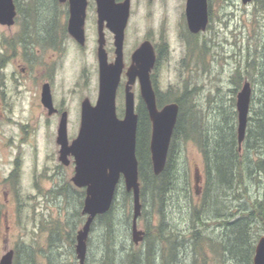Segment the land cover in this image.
<instances>
[{"label": "rangeland", "instance_id": "obj_1", "mask_svg": "<svg viewBox=\"0 0 264 264\" xmlns=\"http://www.w3.org/2000/svg\"><path fill=\"white\" fill-rule=\"evenodd\" d=\"M18 1L21 16L28 15L26 10L29 6L24 5L22 2L25 0ZM185 2L186 0H162L148 9L141 0H137L138 10L133 22L138 28L139 36L142 37L153 30L157 34L164 33L169 40L170 53L156 69L157 91L167 98L182 95L186 87L192 90L189 93L192 96V103L203 109L202 114L210 115L207 122L212 126L214 124L213 117H211L212 113L208 112L211 97L215 98L216 96L220 101L226 103H230V100L234 98L236 105L237 93L240 90L236 88L237 70L239 68L244 69V66L249 64L252 67L254 61L258 63L260 61L261 53L264 50V5H262L261 0H252L248 4H244L242 0H208L209 24L198 39L200 46L205 47L202 57H199V52H197L194 57L189 56L188 60L183 61L185 46L181 41L180 34L186 32L187 23L186 19L179 16V9L185 8ZM43 13L50 14L47 10ZM33 20H37L38 23L27 24L31 32L38 31L39 28H46L43 27L47 24L46 21H43L46 20L43 17L38 18L36 16ZM20 32V27L12 30L0 27V39H3L6 34H9L10 38V36H16ZM40 47L36 42L35 48ZM20 61L21 57H19L18 62ZM59 74L60 78L56 83L57 96L65 100L67 105L73 108V111L81 95L88 96L95 102L96 86H94V81L89 79L86 74H84L83 80L81 79L83 72L78 62L64 70L61 68ZM84 80L89 83L86 84ZM246 80L252 82L250 73L245 74L244 72L241 84H244ZM235 88L236 91L234 92ZM255 88L253 86L254 91ZM3 91L7 96L8 93H12L14 96L20 97L28 96L31 93L23 91L22 83L14 81L11 86L6 80L0 79V95ZM257 91L258 89H256V93ZM120 103L122 101H119L118 107ZM136 104L139 105L138 100ZM9 117L10 119L5 118V116L0 118V174H7L10 170L11 165L7 166L5 163L11 162L12 155L17 150L11 146L12 143L9 144L10 140L15 142L20 136L16 121L18 119L27 120L24 117H17L15 114ZM79 125V118L73 112L70 117L71 127L68 132L70 141L76 137ZM52 138L55 137L47 132L45 148H39V160L42 159L41 168L45 170L43 175H47L48 180L43 181L45 176H38L36 179L29 173L24 174L25 171L23 172L22 169L19 184L16 186L18 192L14 194L11 191L8 194L10 199L8 205H6L2 190L5 189L9 192L12 186L0 182V210L5 209L9 212L10 225L7 243L2 242L0 244V257L10 248L16 250L17 248L23 249L22 244L34 245L37 253L39 252V261L45 263L46 261L41 254L43 250L44 256L47 253L45 250L48 246L47 239L50 234L49 222L51 218L57 216L58 219L60 217L64 223L62 226L66 231H69L74 224L72 222L68 224L67 219L76 211L78 192H83L85 188H79L73 183V163L71 162V165L66 166L58 160L60 145L58 146ZM30 140L34 141V138L31 137ZM26 148L27 145H25ZM172 160L174 184L167 195V205L163 210L164 219L175 230V233L181 237L180 240L184 238L190 240L193 224L191 223L189 208L201 201V189L205 179V163L197 142L192 139H185L182 136L177 138ZM57 170H59V176L53 178V174ZM197 170L201 175L199 187L195 184ZM259 179L264 184V173L259 175ZM120 184L117 193L118 202L114 210L116 220L114 232L108 235L104 227L100 225L93 227L88 239L87 258H89V264H97L100 258H107L106 256H109L107 249H109L111 258H114L115 250L117 254L115 258H123L122 254L125 250L144 247L143 240L138 244L133 241V196L131 193L127 199L122 193L126 190L125 184L124 182ZM261 192L263 190H260L257 184H253L250 194L255 197ZM141 202L142 214L138 219V228L146 232L149 223L152 222L153 225H157L163 214L157 210H152L150 198L148 201L143 202L141 200ZM83 216V221L78 223V230L82 228L86 220V215L83 214ZM127 217L129 221H127ZM4 229H1V231ZM200 229L205 230L210 235L218 236L221 234L217 224L212 222L209 223V226H200ZM256 230L259 231L258 242L260 237L264 235V229L256 228ZM61 238L63 239L59 247L54 248V254L58 258L56 264H79L75 251L76 242L73 245L64 237ZM117 250H119L118 253ZM198 257L197 264H204L202 255ZM186 258L184 260V262L187 261L185 264H191L188 255H186ZM209 258H221V256L211 254ZM222 264L239 263L230 259Z\"/></svg>", "mask_w": 264, "mask_h": 264}, {"label": "trees", "instance_id": "obj_2", "mask_svg": "<svg viewBox=\"0 0 264 264\" xmlns=\"http://www.w3.org/2000/svg\"><path fill=\"white\" fill-rule=\"evenodd\" d=\"M261 1L264 5V0ZM27 9L28 15L42 14L36 10L30 11V7ZM37 20L30 19L27 24L38 23ZM43 21L50 23L51 20ZM49 30L48 27L44 29L45 33ZM28 36L26 34V37ZM30 36L34 37L33 34ZM35 37L40 38L38 35ZM193 43L191 48L196 50H190L191 54L195 55L199 52V57H202L205 47H201L198 40ZM244 72L250 73L252 82L248 81L256 88L255 91L253 90L248 126L242 146L239 144L238 113L234 98L230 103H226L216 96L211 97L210 104V100L208 101V112L212 113L214 124L210 126L207 122L210 115L202 114L203 109L192 103V96L189 94L192 90L186 87L182 95L167 98L157 91V101L160 106L171 101L178 102L180 113L166 167L161 174L156 175L150 152L152 124L145 108L139 118L136 153L139 161L141 200L145 202L150 198L152 210L163 214L167 205V195L174 184L172 159L177 138L182 136L196 141L203 155L205 179L201 189V201L189 208L193 224L190 240L185 238L180 240L181 237L166 222L163 214L157 225L149 223L144 234V247L125 250L122 254L123 258H115L116 250L114 258H111L107 249L109 256L100 258L97 264H185L186 255L188 260L191 259V264H197L199 255H202L204 264H222L230 259L239 264H253L259 233L256 228L264 229V184L259 179V175L264 173V50L259 63L254 61L252 67L249 64L244 66V69L237 70V80H235L237 89L243 86L241 80ZM256 89H258L257 93ZM122 182L121 180L120 183ZM253 184H257L259 189L263 190L255 197L250 194ZM84 191L78 192L76 211L67 219L68 224L74 223L69 231L62 226L64 223L60 217L51 218L48 246L45 250L47 253L44 256L43 250L41 254L46 262L39 261V252L37 253L34 245L22 244L23 249L15 250L14 264H56L58 258L54 254V248L59 247L63 239L61 237L75 245L78 223L84 218L82 213ZM117 193L112 208L107 213L97 216L92 229L100 225L107 230L108 235L114 232ZM122 193L127 199L131 194L126 190ZM127 221H129L128 217ZM211 222L217 224L221 231L220 235H210L200 229V226H209ZM211 254L221 258H209ZM88 259L85 264H89Z\"/></svg>", "mask_w": 264, "mask_h": 264}, {"label": "water", "instance_id": "obj_3", "mask_svg": "<svg viewBox=\"0 0 264 264\" xmlns=\"http://www.w3.org/2000/svg\"><path fill=\"white\" fill-rule=\"evenodd\" d=\"M64 1V0H61ZM252 0H242L244 4ZM101 20L108 19L109 27L115 32V43L119 56L117 64L106 63V53L100 50L101 74L99 96L95 104L89 98L82 102L80 129L77 137L69 143L67 134V114L61 121L58 143L61 145L60 159L68 163L69 155L75 159L73 183L85 188L82 213L86 220L76 236V255L79 264H85L88 253V239L92 225L98 215L107 213L113 206L121 180L133 196L132 238L135 244L144 239L145 232L138 228L142 214L141 183L139 161L136 153L138 113L131 85L136 76L140 77L141 95L147 107L152 124L150 152L153 171L161 174L167 164L173 133L180 113L178 102L158 106L156 91L151 80V71L156 62V54L150 41H144L133 54V63L128 70L129 81L126 87L125 115L119 118L116 112V91L121 71V55L124 29L129 16L130 0L117 4L115 0H98ZM71 20L69 30L78 40L84 38L83 21L87 0H70ZM116 7L117 18L112 13L103 16V10ZM121 8V10L119 9ZM16 16L14 0H0V22L11 24ZM186 18L192 33L205 31L209 24L208 0H187ZM120 57V58H119ZM253 87L246 80L237 93L239 144L246 136ZM44 102L52 105L48 88L44 91ZM201 175L195 174V184L199 187ZM14 249H10L0 259V264H13ZM253 264H264V235L256 244Z\"/></svg>", "mask_w": 264, "mask_h": 264}, {"label": "flooded vegetation", "instance_id": "obj_4", "mask_svg": "<svg viewBox=\"0 0 264 264\" xmlns=\"http://www.w3.org/2000/svg\"><path fill=\"white\" fill-rule=\"evenodd\" d=\"M124 1L125 0H115L117 4L124 3ZM141 1L145 4L146 8L150 9L153 4L162 0ZM22 2L24 5L30 7V11L36 10L42 14H25V16H21L19 1L14 0L16 5V16L14 18V22L11 24L0 22V27L8 28L9 30L18 27L21 28V32L16 36L12 35L9 38V34H6L4 35L3 39H0V79L6 80V82H9L11 86L13 85L14 81L22 83L23 91L31 92L30 95L22 97L14 96L12 93L9 94L8 91V96L4 91L1 92L0 95L1 117L5 116V118L8 117L10 119L9 116L15 114L17 117H24V119H27H18L16 121L17 130L20 136H18V139L15 142L10 140L9 144L12 143L11 146L17 150L12 155L11 162L5 163L7 166L11 165L10 170L7 172V174H0V182H5L12 186V188L10 187L11 190H9V192L5 189L2 190L6 199V205H8V202L10 201L8 194L11 193V191H13L14 194L18 192V187L16 186L19 184L20 172L22 169L23 172L25 171L24 174L29 173L36 177V179L38 176H45L43 177V181L48 180V178H46L48 176L43 175L45 170L41 168L42 159L39 160V148H45L47 132H50L53 137H55L52 139L55 140L59 146L60 144L58 143L57 139L64 113L67 114L68 119V134L71 127V114L74 112V114L78 116L81 123L82 102L86 98L91 100L90 97L81 95L79 102L77 105H75V110L73 111V108H70L65 100L57 96L56 83L60 78L59 72L61 68L64 70L68 66L73 65L75 62L80 64L81 70L83 72L81 79L83 80L84 74H86V76L88 75L89 79L94 81V86H96V100L95 102L91 100V102L95 104L100 90V74L102 63V59L100 58V50L104 49L106 53L105 59L108 65L117 64V58L119 56L115 43L116 34L109 27V21L107 18L104 17V20H101V12L99 11L98 0H87L82 26L84 30V38L82 40L75 38L69 30L71 20L70 0H25ZM186 2L185 8L183 9L182 7L179 9V16H182V19H186L187 23ZM119 9L121 10L120 7ZM43 10H47L50 12V14H44ZM115 10L116 7L104 9L102 11L103 16L107 13H112V16L118 19ZM137 10V0H130L129 16L124 29L122 53H120L122 57L120 78L116 91V112L119 118H123L125 115L126 87L129 81L128 70L133 63L134 52L144 41L151 42L156 54V62L154 68L151 71V80L156 91V96V69L160 63L165 61L166 57L170 53V43L164 33L160 32L157 34L156 31L150 30L149 33L142 37L138 35V28L133 22V18ZM26 11H28V9ZM36 16H38V18L43 17L44 19L51 20L50 23H47L46 26H43L50 29L47 33L44 31L45 28L40 29L39 27V29H37V33H29L30 28L27 25V22ZM203 32L204 31L192 33L188 28V24H186V32L184 34H180L181 41L185 46L183 50V52L185 51L183 61L188 60L189 56L194 57L196 55L195 53H193L195 55H191L190 50H196L191 48V45L194 44L193 42L195 40L199 39ZM26 34L29 36L26 37ZM30 34L38 35L40 38H32ZM36 42L41 46L40 48H35ZM19 57H21L20 62H18ZM84 82H86V84L89 83L87 80H84ZM46 88H48L51 92V106L46 105L44 102V91ZM131 91L134 93L136 112L138 113L139 122L140 115L144 108L146 109L149 116L147 107L141 95V81L139 76H136L134 83H132ZM137 100L139 102L138 106L136 104ZM119 101H122V103H120L118 107ZM158 106L161 108L163 105L160 106L158 104ZM79 129L80 125L77 129V135L79 133ZM31 137L34 138V141L30 140ZM74 139L71 141L69 139V143H71ZM25 145H27L26 149ZM60 149L61 145L59 146L58 150V160L62 161L60 159ZM71 162L73 163L75 174V159L72 155H69L68 163H63L68 166L71 165ZM56 176H59V170L53 174V178ZM1 229L4 230L1 231ZM9 231V212L5 209L2 211L0 210V244L2 242L7 243ZM9 250H7L5 253H7Z\"/></svg>", "mask_w": 264, "mask_h": 264}]
</instances>
